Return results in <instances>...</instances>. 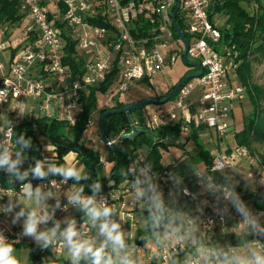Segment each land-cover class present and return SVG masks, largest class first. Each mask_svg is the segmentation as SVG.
<instances>
[{
  "label": "built area",
  "instance_id": "2783aa9c",
  "mask_svg": "<svg viewBox=\"0 0 264 264\" xmlns=\"http://www.w3.org/2000/svg\"><path fill=\"white\" fill-rule=\"evenodd\" d=\"M21 1L31 19L33 31L39 36L40 44L33 52L18 55L7 67L0 65V71H5L0 81V114L7 111L10 102L32 100L38 105L41 117L56 119L75 127L84 109L83 98L89 95L91 88L104 83L113 71L117 70L113 84L114 95H122L134 85L151 81L163 70L174 66L181 53L179 46L184 48L180 39L176 40L172 32V13L176 0H62L67 9L63 23L70 37L76 41L77 50L84 54L86 62L84 75L72 80L63 64L65 42L62 32L50 20L44 4L61 0ZM180 1V18L191 37L188 59L190 62L201 64L204 74L185 83L166 105L148 111L143 117V130L157 134L160 129L178 127L180 137L183 138H190L192 127L203 128L206 132L213 131L217 136L220 152L214 155L210 171L221 174L217 169L223 165L225 171L241 172L247 163L251 168L246 174L247 178L264 190V185L259 183L264 177V165L258 157L248 148L239 146L235 137H232L233 146L225 145L231 138L228 121L233 114V105L243 100L246 93L244 87L234 86L230 81L239 67L238 52L234 47L217 49L221 42V32L218 25L209 19L212 0ZM261 7L264 12V3ZM253 8L255 13L260 9L255 2ZM141 17L151 22L155 33L152 39L138 40L133 37L132 27ZM98 19H103L110 27H99L91 23ZM2 49L4 44L0 43V51ZM181 58L183 59L182 55ZM93 127L94 122L90 120L86 133ZM0 140H3V136ZM99 141L103 144L101 139ZM119 141L120 138L109 139L105 147H113ZM146 158L143 154L137 155L129 168L133 165L143 166L147 162ZM235 161L241 162L238 168L234 165ZM100 165H108V162L100 157ZM199 169L207 171L204 165ZM171 172L173 171L157 172L156 183L163 191L165 200L170 198L172 191V188H167ZM136 174L133 171L130 174L131 179L96 198L97 202L103 199L107 206L114 208L110 219L120 223L121 230L125 233V241H132L140 230V211L145 198L137 199L135 188L130 187ZM182 178L184 180V177ZM53 180L57 182L60 198V207L56 209L51 220L55 223L65 216L75 215L79 209L76 205L68 204L65 194L73 187L69 179L67 183H61L63 177L59 176L43 180L38 185L47 191L52 187ZM195 182L199 191L202 190L200 178L196 174ZM20 188L21 186L17 190L0 189V193L8 200L7 190L19 193ZM186 189L193 195L184 196L193 199L197 204L202 198L208 202L202 215L197 210L186 211L192 215H200V241L201 234H205L209 237L207 245L214 247L219 245L217 233L242 235L243 230L239 228L240 217L234 207L229 205L228 215L222 217L213 208L216 203L214 195L208 192L203 195L194 194L189 188ZM48 202L55 205L56 200L49 198ZM219 206L224 208L222 200ZM249 207L254 215L262 213L252 206ZM2 216L0 235L6 243L39 244L34 237L20 236L23 229L18 227L17 223L12 224L11 212H2ZM209 220L212 221L211 224ZM261 222H264V216H261ZM82 224H77L78 231L81 230ZM43 227L44 225H41V230ZM128 233H132L131 238ZM88 236L96 237L95 228L88 232ZM127 245L131 257H138L148 264H176L174 258L180 254V249L190 248L192 250L178 263L185 264L193 252V245L188 242L173 244L168 241L156 248ZM51 247L59 255L68 251L58 245Z\"/></svg>",
  "mask_w": 264,
  "mask_h": 264
},
{
  "label": "trees",
  "instance_id": "16d2710c",
  "mask_svg": "<svg viewBox=\"0 0 264 264\" xmlns=\"http://www.w3.org/2000/svg\"><path fill=\"white\" fill-rule=\"evenodd\" d=\"M247 1V4L252 2L257 3L260 7L257 13H250L243 6V3ZM262 3L264 0H212L209 9L210 21L218 25L216 18L223 16L226 21L223 26L219 27L221 32V42L217 49L221 48H235L238 52L237 63L239 64L237 74L239 76L242 87L248 92L251 105L253 108L252 113L246 118L243 124V128L240 132L235 134V141L239 146L248 148L252 154L256 155L260 162L264 165V157H260L257 153L256 145L264 144V109L262 102L264 100V89L261 87L251 86L249 83V77L253 64L264 63V12L262 10ZM58 14L60 19H63L67 9L63 1L57 3ZM177 9V4L173 7V12ZM25 8L21 0H0V31L8 25L20 24L25 16ZM50 20L54 23L57 29L64 28L61 21L56 18V15L48 11ZM176 22L180 30L185 34L186 40L189 43L191 37L186 32L184 22L180 18V11L177 14ZM91 23L95 26L109 28V23L103 19L93 20ZM61 31V30H60ZM172 32L176 40H179L178 35L174 27ZM64 37L65 47L63 51V64L67 67L72 80L81 78L85 73V56L77 50L76 41L70 37V35L62 34ZM132 35L134 38L140 39H152L155 36L153 32V26L150 21L141 17L135 25L132 27ZM30 46L31 52L37 49V43L39 36L35 31L30 33ZM12 57L19 52L20 48L10 49ZM183 54V52H182ZM183 57V55H182ZM117 70L113 71L99 87L91 88L87 97L83 98V112L78 117V122L75 127H71L69 124L58 121L56 119H49L46 117H36L31 121H24L14 126L16 136L24 135L26 139H30L31 144L26 150L27 159L26 165L19 166L20 171L23 172L30 166H33L37 160H44V149L40 137L46 138L54 147V162L59 166L66 163L69 155H75L77 160L82 161L89 174V179H81L77 182L74 178H69L71 184L77 187H84V195L92 196L94 189L91 187L94 181L100 182V191L95 193V197L102 195L111 188L117 187L121 183L132 176L129 175L125 180L122 176V171L129 168L134 162L135 158L139 154L145 155L147 158L146 163H151V171L154 173L165 171H173L178 173L181 177H184L183 187L189 188L194 194L199 193V188L195 182V173L192 172L190 166H196L200 168L204 165L207 172L214 175L217 182L222 181V175L219 173H213L210 171L213 155L205 148L201 141V134L203 128L192 127V133L190 135V141L194 143L197 149V153L191 156L187 161L177 165L162 164L164 152H167L169 145L165 140L176 141L180 138L179 128H165L157 131L158 139L146 136L144 134H138L132 141L117 142L112 152L108 150V162L112 164V169L108 177H103L98 173L100 169V154L94 149H90L86 146L85 135L86 128L93 115L99 110V95L107 94L108 92L114 93L113 88L114 81L116 79ZM184 79V77L182 78ZM181 81V80H180ZM150 81H143L148 83ZM174 86L164 96L156 97L155 100H162L166 98L170 92L175 88ZM130 104L121 103L116 101L112 107H107L99 112V126L101 117L104 113L109 111L121 110L128 107ZM146 108V106L137 108L131 112V118L136 124L138 129H143V118L140 113ZM105 132L110 140H116L122 135L129 134L132 131L129 118L126 114L114 115L104 120ZM0 128H3V121L0 119ZM100 136V132H99ZM2 135H0L1 139ZM144 148L147 152L144 153ZM59 174L50 173L47 177L37 178L31 173L25 180L13 178V182L9 184V177L7 172L0 171V189H15L17 190L23 183L38 184L43 180L59 177ZM168 190L173 188L172 180L168 181ZM236 191L240 194L241 198L248 206L256 208L258 211L264 213V198L257 193H248L241 187L236 185ZM179 205L184 206V211L189 210L190 207L197 205V202L191 198L181 195L178 201ZM149 213L145 210L146 230H139L136 237L132 241H125L126 244L145 246L150 242L154 236L151 233L149 226ZM75 221L80 224L85 220V213L82 210H78L74 217ZM243 239L242 235L236 234H220L217 233V243L224 247H231L237 243V238ZM8 243V242H7ZM17 250L27 249L29 251L31 264H72L70 260L57 259L51 252L49 245L48 248L39 247L36 244L26 243H10ZM192 249H180V254L175 256L176 264L180 263L182 257ZM78 264H89L88 261L81 259ZM163 264V263H161Z\"/></svg>",
  "mask_w": 264,
  "mask_h": 264
},
{
  "label": "clouds",
  "instance_id": "9594fccd",
  "mask_svg": "<svg viewBox=\"0 0 264 264\" xmlns=\"http://www.w3.org/2000/svg\"><path fill=\"white\" fill-rule=\"evenodd\" d=\"M19 115H24L23 107L19 110ZM0 135L3 136V140H0V171L7 172L9 184L13 182V178L25 180L30 173L37 178L56 173L63 177L61 183H67L69 178H74L77 182L90 178L83 166L78 168L70 161L58 166L53 158L52 163L48 160H37L33 166L21 172L19 166L27 159L26 150L31 144L30 139H26L24 135L17 137L14 124L7 119L4 121V128H0ZM46 163H49L47 170L44 167ZM190 167L200 178L203 191L215 196L216 203L213 208L217 214L223 217L228 215L229 205L235 208L240 217L239 228L243 230V239L238 237L237 243L231 247L203 244L199 238L200 215L185 212L184 206L178 203L180 195H193L182 186L183 178L176 172L169 173L173 188L166 202L163 191L156 183L158 173L151 171V163L143 166L133 165L132 168L123 170L122 176L126 180L133 171L137 173L130 187L135 188L137 199L145 198L143 207L149 213L148 220L152 235L161 243L168 241L173 244L191 243L193 252L186 259L185 264H264V222H261L264 213L253 214L251 208L236 191L233 175L225 171L223 165L217 169L222 175L221 182H217L214 175L207 171L200 170L196 166ZM259 183L264 185V177ZM51 186L49 190L44 191L43 186L34 189L29 182L21 185L19 193L7 190L8 203L0 206V212L7 214L15 207L21 206L12 221L14 225L20 217L25 218L21 237H34L44 248H48L49 245L66 248L72 264H78L81 259L88 261L89 264H135L130 258L129 246L125 242V233L121 230L120 223L110 219L114 208L107 206L103 199L99 202L96 200L95 193L100 191L99 181L96 180L91 185L94 189L92 196H85L84 187L76 185L65 194L69 205H76L85 213V220L79 231L75 219L71 218L62 231L59 230L61 223L59 220L55 221V227L50 229L46 227L47 222L54 218L56 209L60 207L57 182L51 181ZM49 198L56 200L54 206L47 203ZM221 200L224 202L223 209L219 206ZM207 204L206 200L201 201L197 205V212L202 215ZM211 223L212 221L209 220V224ZM41 225H45L43 230ZM92 228L97 229L96 237L88 236ZM131 236L132 233H128V237ZM100 237L103 239L98 243ZM15 253L16 248L6 243L4 237L0 235V264H21Z\"/></svg>",
  "mask_w": 264,
  "mask_h": 264
},
{
  "label": "rangeland",
  "instance_id": "374dc122",
  "mask_svg": "<svg viewBox=\"0 0 264 264\" xmlns=\"http://www.w3.org/2000/svg\"><path fill=\"white\" fill-rule=\"evenodd\" d=\"M248 2L245 1L243 3V6L247 9V11H249L250 13L254 12V8H253V2L251 4H247ZM45 7L49 9V7H54V3L50 2V3H44ZM56 8V7H55ZM55 8H53V12H55ZM226 21V18L223 16L217 17L216 18V22L218 24L219 27L223 26L224 23ZM31 28V22L29 19H24L23 21H21L20 24L17 25H8L6 27H4L1 32H0V43H8L9 46H13L14 48H20V50H23L25 47H27L30 43V39L27 40L26 38V34H27V29ZM181 53H179L178 56V60L176 62V64L170 68H167L165 70H163L162 72H160L153 80H151L148 83H139L134 85L127 93L122 94V95H114L115 93H111L108 92L107 94H100L99 95V110L98 112H96L93 117H92V121L94 122V127L96 129H98L99 126V119H100V114L99 112L107 107H112L114 105V103L116 101H119L121 103H128V104H133L142 100H146V99H155L156 97H161L164 96L169 90H171L174 86H176L180 80L188 73V75H193V74H198L199 71L197 69H191L188 65H186L183 62V59L181 58L182 52H184V48L180 45L179 46ZM10 55V48L7 50H4L2 52H0V64H3L4 66L7 67L8 64V58ZM1 76V74H0ZM249 83L251 86H255V87H261L264 89V63L261 64H253V67L251 69V74L249 77ZM231 83L234 86H242L239 76L237 73H235L233 75V77L231 78ZM32 103L34 104V102L32 100H27L24 101L23 103H19L17 102L15 104V107L13 109H10L9 112H5V113H1V118L3 121V126H4V121L7 119L9 121H11L14 126L24 122V121H31L33 120V118H36L39 116V113L36 112V107H34L32 105ZM18 105L23 107L24 110V115L21 116L19 115V109ZM157 106L154 105H149L147 106L143 111H141L140 115L143 118L144 115L147 114L148 111L155 109ZM262 107L264 109V100L262 102ZM235 110H237L240 114L239 117L242 120V122L244 123V121L246 120V118L252 113L253 108L251 105V101L248 95V92L246 91L244 99L241 101H237L235 102V104L233 105V114L232 117L230 118V120L228 121V124L230 126V136L231 138H229L226 142L225 145H230L233 146L234 145V139H232V137L235 136L236 133L240 132L242 129V125H239V127H237V125H234V112ZM38 113V115L36 114ZM143 130V129H141ZM98 131V130H97ZM96 139V144H95V148L97 149V151L99 150V146L103 147L99 141H98V137L95 136ZM40 140L43 144V147H45V149L47 148V145L49 143L46 142L44 137H40ZM154 140V139H153ZM85 141H87V143L92 142V140L89 139V137L87 136V134L85 135ZM201 141L204 144L205 148L208 149L211 154L214 156L216 154H218L220 152V147L218 145V140H217V136L215 135V133L213 131H204L201 134ZM167 145H169V149L167 152H164V157H163V161L162 164L164 166L167 165H177L180 166L181 163H183L184 161H187V159H189L191 156H194L197 153V149L194 146V143L192 141H190V139L187 138H183L180 137L179 139H177L176 141L173 140H165L164 141ZM99 145V146H97ZM257 147V153L258 155L261 157H264V144L263 145H256ZM104 152L107 153V149L106 147L104 148ZM147 152V149L144 148V153ZM54 159V158H53ZM106 160V159H105ZM107 161V160H106ZM52 163V162H49ZM48 163V164H49ZM239 164H241V162L239 161H235L234 165L236 168H238ZM23 166V165H22ZM106 169L105 174L103 175H108L109 170L111 169V167H107L108 165H101ZM45 169L47 170L48 167H46V165L44 166ZM201 168L203 167V165L200 166ZM108 168V169H107ZM251 170V168L249 167V165L247 163L244 164V167L241 169V172H237L235 170H229L228 172L233 175L235 181H236V185H238L239 187H241L244 191L248 192V193H257L259 196H262L264 198V190L261 188V186L259 184H257L254 181H251L247 178L246 174ZM6 172V171H5ZM99 174L102 172V169H98ZM233 172V173H232ZM199 195H203L204 191L203 189L199 191L198 193ZM0 197L1 199H4V197L2 196V194L0 193ZM181 195L178 197V201L180 200ZM169 199L165 200L166 202ZM202 201H204V199H202ZM200 203V201L198 202ZM198 205V204H197ZM197 205L192 206L189 208L188 211L192 212L194 210H197ZM186 212V211H185ZM140 230H146V219H145V208L142 206L141 207V211H140ZM47 228H52V226L47 227ZM162 240V238H161ZM209 240V237H207L205 234H201V242L205 245H207V242ZM161 244V242H158L157 238L154 237L150 242L147 243V245H145L146 248H156L157 246H159ZM39 247H43L42 244H37ZM50 252L57 258V259H62V260H70V255L68 253V251H63V253L61 255L55 253V250L50 247ZM24 258V256H23ZM131 259H133L135 261V264H148L146 261H142L140 260L138 257H131ZM29 260H30V256H29ZM31 263V261H30Z\"/></svg>",
  "mask_w": 264,
  "mask_h": 264
},
{
  "label": "crops",
  "instance_id": "0c3cea01",
  "mask_svg": "<svg viewBox=\"0 0 264 264\" xmlns=\"http://www.w3.org/2000/svg\"><path fill=\"white\" fill-rule=\"evenodd\" d=\"M58 3V2H57ZM57 3H54L53 5H54V7L53 8H55V12H53V8L52 7H49V9L48 8H46L48 11H50V12H52V13H54L55 15H56V18L58 19V20H60L61 21V23H62V25H64V23H63V19L61 18L60 19V17H59V14H58V7H57ZM24 19H29L30 20V22H31V19H30V17H29V15H28V13L27 12H25V16H24V18L22 19V21L24 20ZM61 30V32H62V34L63 33H65V35H68L69 34V32H68V30L65 28V26H64V28H62V29H60ZM32 31H33V29H32V22H31V28H29V29H27V34H26V38H27V40H29L30 39V33H32ZM1 32V31H0ZM63 36V35H62ZM39 38V37H38ZM63 39H64V37H63ZM38 42L39 43H37V46L40 44V39L38 40ZM4 44V49H2V51H4V50H7V49H16V48H14L13 46H9L8 45V43H3ZM2 51H0V52H2ZM28 52H31V46H30V43H29V45L27 46V47H25L23 50H19V52H17L16 53V55L14 56V57H12V53H11V50H10V55H9V58H8V64L14 59V58H16L18 55H20V54H23V53H28ZM7 64V65H8ZM0 65H3V64H0ZM5 73V71H0V74H1V76H0V81H1V78H2V76H3V74ZM24 101H22L21 103H23ZM17 102H10L8 105H7V111L6 112H9V110L10 109H13L14 107H15V104H16ZM20 103V102H19ZM32 105L34 106V107H36V112H38L39 113V116L38 117H41V113L39 112V109H38V105L34 102V104L32 103ZM18 108L20 109L21 108V106H19L18 105ZM3 113H5V112H3ZM38 113H36L37 115H38ZM239 112L237 111V110H235V112H234V125H237V127H239V125H241L243 122H242V120L240 119V117H239ZM0 119L2 120V118H1V115H0ZM241 123V124H240ZM244 124V123H243ZM243 126V125H242ZM3 128H4V126H3ZM97 128V127H96ZM95 127H93L89 132H87L86 134H87V136L89 137V139L90 140H92V142H90V143H87V141H85L86 142V146L88 147V148H90V149H94L97 153H99L100 154V157H102V158H104V159H106L107 160V162H108V150H107V153H105L104 151V148H105V145L104 144H101L100 143V141H99V139H100V136H99V126H98V129H96ZM243 128V127H242ZM98 130V131H97ZM242 130V129H241ZM95 136H97L98 137V141H99V143L103 146V147H101V146H99V145H97V146H99L100 148H99V150L97 151V149L94 147L95 146V144H96V139H95ZM45 140H46V142H48V140L45 138ZM43 145V144H42ZM43 149H44V155H43V157H44V160H48L49 162H53V160H52V158H54V147H53V145L49 142L48 143V145H47V148L45 149V147H43ZM107 149V148H106ZM73 162V163H75L76 164V166L79 168L80 166H83L84 167V170L87 172V169H86V166H85V164L82 162V161H80V160H77L76 159V157H75V155H69L68 156V158H67V160H66V162ZM22 165H26V163H25V161L20 165V166H22ZM46 165V167H48L49 166V164L48 163H46L45 164ZM44 165V166H45ZM111 165L112 164H110L109 162H108V166L107 167H111ZM100 168L102 169V172L100 173V175L101 176H103V177H108L109 176V174H110V172H111V169H112V167H111V169H108L109 170V173H108V175H103V174H105V172H106V169L103 167V166H101L100 165ZM104 170H105V172H104ZM99 173V172H98ZM32 186H33V188L35 189L36 187H38L39 185L38 184H33L32 183ZM86 196V195H85ZM202 199H204V198H202ZM202 199H201V201H202ZM205 200V199H204ZM7 203H8V200H6V199H1V197H0V206H5V205H7ZM47 203L49 204V205H52V206H54V204H51V203H49L48 201H47ZM20 207L21 206H17V207H15L12 211H11V213H12V219H15V214H16V212H18L19 210H20ZM77 214V213H76ZM75 214V215H76ZM75 215H73V216H65V217H63L61 220H60V231H62L64 228H66L67 227V221H68V219L69 218H71V219H74V217H75ZM2 218H3V216H2V212H0V220H2ZM24 217H20L19 218V220H17L16 221V223H17V225H18V227H20V228H22L23 229V223H24ZM77 222H76V226H77ZM50 226H52V228L53 227H55V223H53V222H51V220H49L48 222H47V224H46V227H50ZM45 228V225H44V227L42 228V230ZM95 232L97 233V229L95 228ZM103 238L102 237H100V238H98V240H97V242H100V240H102ZM15 255L18 257V259L21 261V264H31L30 263V260H29V251L27 250V249H16V253H15ZM23 256H24V258H23Z\"/></svg>",
  "mask_w": 264,
  "mask_h": 264
},
{
  "label": "water",
  "instance_id": "95a60500",
  "mask_svg": "<svg viewBox=\"0 0 264 264\" xmlns=\"http://www.w3.org/2000/svg\"><path fill=\"white\" fill-rule=\"evenodd\" d=\"M176 4H177V9L172 13V20H173V27L176 31V34L178 35L180 41L182 42L183 46H184V53H183V62L188 65L191 69H197L199 71V73L197 75H188L186 76L184 79H182L177 85L176 87L170 92V94L162 99V100H155V99H146V100H142L133 104H130L128 107L121 109V110H116V111H109L106 112L102 115L101 117V121H100V139L102 141V143L104 145H107L109 143V138L106 135L105 132V126H104V120L110 116H114V115H122V114H126L129 118L130 124H131V128L132 131L129 134H125L122 135L120 137V142H125V141H132L138 134H144L146 136H149L151 138H153L154 140L158 139V135L152 132H148L145 130H140L138 129V127L136 126V124L133 122L132 118H131V112L136 110L137 108L143 107V106H149V105H154V106H163L166 105L167 103H169L178 93V91L180 90V88L187 83L188 81L194 80L196 78L201 77L204 74V68L202 67L201 64L199 63H193L190 62L188 59V50H189V43L186 40V36L185 34L180 30V28L177 25L176 22V18H177V14L181 8V1L180 0H176ZM112 152H114V148L110 147L109 148Z\"/></svg>",
  "mask_w": 264,
  "mask_h": 264
},
{
  "label": "flooded vegetation",
  "instance_id": "af4514ba",
  "mask_svg": "<svg viewBox=\"0 0 264 264\" xmlns=\"http://www.w3.org/2000/svg\"><path fill=\"white\" fill-rule=\"evenodd\" d=\"M193 70V69H192ZM193 75H196V74H193ZM186 76H188V73L184 76V78L186 77ZM182 80V79H181Z\"/></svg>",
  "mask_w": 264,
  "mask_h": 264
}]
</instances>
